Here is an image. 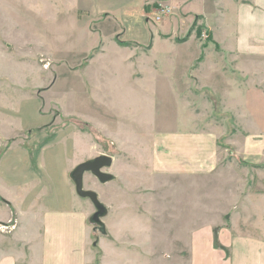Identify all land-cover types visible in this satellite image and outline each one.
<instances>
[{"label":"crops","instance_id":"obj_1","mask_svg":"<svg viewBox=\"0 0 264 264\" xmlns=\"http://www.w3.org/2000/svg\"><path fill=\"white\" fill-rule=\"evenodd\" d=\"M127 1L139 2L147 19L150 9L156 8L155 0ZM159 1L174 12L172 0ZM205 2L210 3L209 8L198 16L203 17L213 40L204 54L183 51L192 36L174 43L173 53L130 50L124 57L130 66L128 90L143 93L142 99L150 101L147 105L176 110L175 115L165 111L159 122L139 116L125 120L143 132L139 133V127L138 131L128 130L133 142L126 151L140 157L138 162L148 179H133L137 164L126 162L131 177L121 181L122 185L118 182V187L112 185L116 177L106 182L110 188H123V195L115 191L112 197L115 208L124 210L115 213L119 227L112 232L109 227L108 232L104 221L98 226L106 231L103 235H114L125 243L105 242L97 248L89 244L84 198L75 194L69 166L59 157L62 149L82 155L84 139L73 136L70 127L53 133L43 129L48 123H29L25 129L38 126L43 130L28 134L26 143L13 137L0 153V264H264V0ZM82 6L85 17L91 12L110 15L109 10L88 0ZM171 21L181 31V23L176 26ZM87 27L85 34L92 32L98 40L101 31H92L89 22ZM116 33L110 32L106 40L129 49L116 41ZM120 41L144 42L139 37ZM215 41L225 51H214ZM94 45L82 53L88 54ZM105 53L104 48L93 59ZM149 56L161 62H129ZM171 59L172 67L159 66ZM199 107L209 109L206 123L200 124ZM218 108L224 114L228 111L231 118L226 115L219 122L223 114L216 117ZM227 118L233 120L229 133ZM222 139L232 148L222 147ZM159 178L162 182L156 180ZM158 187L166 191L162 198L143 191ZM167 187L176 189L172 196ZM219 188L228 191L218 193ZM186 193L185 204L181 197ZM214 214L219 216L212 219ZM184 218L191 231L187 250L170 253L164 244L149 245V231H186ZM203 219L209 221L200 223ZM134 231H142L135 243L129 241Z\"/></svg>","mask_w":264,"mask_h":264},{"label":"rangeland","instance_id":"obj_2","mask_svg":"<svg viewBox=\"0 0 264 264\" xmlns=\"http://www.w3.org/2000/svg\"><path fill=\"white\" fill-rule=\"evenodd\" d=\"M83 1L0 0V153L13 137L23 139L20 142L26 143L27 140L24 139L29 136L28 134H39L43 129L56 133L70 127L73 136L79 135L84 139V152L82 155L79 154V157L67 154V149H62L60 152L59 157L62 158L63 164L69 166L70 172L87 159L108 154L113 157V164L105 170L115 175L113 186L118 187L121 181L131 177L126 171V162L137 164L134 167L136 176H133V179L146 180L148 175L143 172L144 167L139 163L140 157L130 156L126 151L127 148L130 150L133 142L127 133L128 130L132 127V131H138L136 127L140 128V126L125 124V120L131 119V116H139L142 119L158 118L159 122L165 111L175 115L176 110L174 106V108H164L161 105H147L145 102L149 100L142 99L143 93L133 94L128 90L131 88L128 76L130 66L125 62L124 57L130 53V50L147 52L151 55L162 52L173 53L174 43H183L192 36L191 44L185 46L183 51H200L204 54L213 37L208 34L203 17L198 15L204 13L210 3L205 0H188L185 5L180 6L181 0H172V5L175 7L173 14L157 20L155 9H150L147 19L139 2L127 0H88L99 8L109 10L110 15L96 16L91 12L86 18ZM118 1L122 4L117 5ZM172 19L175 20L176 26L181 23V31L173 27ZM88 22L92 31H101L98 40L92 32L85 34L88 31ZM113 30L117 32L116 41L129 49L106 40ZM136 37L144 40L143 44L120 41V38L131 40ZM93 44L95 45L88 54L82 53V51L87 52ZM104 48L106 56L98 55L99 59H93L94 54L103 51ZM212 48L219 53L225 51L222 44L217 41ZM129 62L135 65L137 62L158 64L161 61L152 60L149 56L144 60L132 58ZM159 66L172 67V59L169 62L162 61ZM141 102L144 104L140 105ZM198 110L202 113L200 124L206 123L209 117L205 116L209 113V109L199 107ZM215 110L217 118L223 114L222 120L218 119L219 122L224 121L226 115L231 118L228 111L224 114L221 108ZM232 121L228 119L225 123L228 133L233 129ZM29 123L30 125L48 124L42 126L43 129L38 126L25 129ZM140 130L141 128L139 133H143ZM221 146L232 148L224 139ZM156 180L162 182L163 178ZM84 186L99 192L100 199L109 209L102 220L106 223L108 232L115 231L116 227H119L115 213L124 210L115 208L117 205L113 203L115 198L112 197L115 191L118 192L117 195H123L120 193L123 188H110L109 183H101L90 172L85 174ZM143 191L149 195L151 191L157 198H162L166 192L160 187L154 190L143 189ZM167 191L168 195L172 196L176 189L167 187ZM222 191L228 189H217L218 193ZM203 193L202 188L201 194ZM181 198L186 204L188 193L182 194ZM84 201L85 231L91 232L89 244L97 248L105 242L125 243L114 235H103L106 231H100L99 225L91 221L95 211L94 205L87 198H84ZM218 216L214 214L212 219ZM188 221L186 218L182 219L186 231H149L152 234L151 238H146L149 245L164 244L170 249V253L187 250L191 234V231H188ZM208 221L203 219L199 222ZM152 222L157 223L156 220ZM164 222L167 225L171 221ZM109 227L113 230H109ZM215 230L217 231V228ZM141 232L134 231L129 241L133 239L135 243L140 240L141 237L137 235Z\"/></svg>","mask_w":264,"mask_h":264},{"label":"water","instance_id":"obj_3","mask_svg":"<svg viewBox=\"0 0 264 264\" xmlns=\"http://www.w3.org/2000/svg\"><path fill=\"white\" fill-rule=\"evenodd\" d=\"M113 163V157L108 154H100L94 158L87 159L71 171L70 177L75 184L76 193L82 197L89 199L95 207V212L91 217V221L97 225H102V218L107 215L108 207L100 199L99 193L93 189H87L84 186V177L87 172L92 173L101 183L114 180V174L105 170Z\"/></svg>","mask_w":264,"mask_h":264},{"label":"built area","instance_id":"obj_4","mask_svg":"<svg viewBox=\"0 0 264 264\" xmlns=\"http://www.w3.org/2000/svg\"><path fill=\"white\" fill-rule=\"evenodd\" d=\"M157 6L155 12L157 13L156 19L161 20L164 16L172 15L173 8L164 2H156ZM1 227V226H0Z\"/></svg>","mask_w":264,"mask_h":264},{"label":"trees","instance_id":"obj_5","mask_svg":"<svg viewBox=\"0 0 264 264\" xmlns=\"http://www.w3.org/2000/svg\"><path fill=\"white\" fill-rule=\"evenodd\" d=\"M154 6H157V4L155 3V5Z\"/></svg>","mask_w":264,"mask_h":264}]
</instances>
